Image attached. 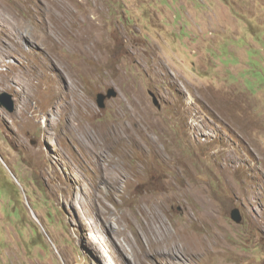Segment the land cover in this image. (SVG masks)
<instances>
[{"label":"rangeland","instance_id":"1","mask_svg":"<svg viewBox=\"0 0 264 264\" xmlns=\"http://www.w3.org/2000/svg\"><path fill=\"white\" fill-rule=\"evenodd\" d=\"M188 1L0 0V264H264V0Z\"/></svg>","mask_w":264,"mask_h":264},{"label":"bare ground","instance_id":"2","mask_svg":"<svg viewBox=\"0 0 264 264\" xmlns=\"http://www.w3.org/2000/svg\"><path fill=\"white\" fill-rule=\"evenodd\" d=\"M179 194L182 195L181 192H179ZM166 198L168 199L169 197L166 196ZM202 211L203 210L199 211V219H201L202 214L200 213H202ZM147 215H150V213L147 212ZM173 227L170 224H166V229L164 230L170 248H172L171 245L173 243L175 245L180 243L183 250L190 257H204L205 254L210 255V244L213 242L212 240L206 241V239L202 237L203 235L193 232L187 225H173ZM118 233L124 234L120 229L118 230ZM157 244H159V242H157Z\"/></svg>","mask_w":264,"mask_h":264},{"label":"crops","instance_id":"3","mask_svg":"<svg viewBox=\"0 0 264 264\" xmlns=\"http://www.w3.org/2000/svg\"><path fill=\"white\" fill-rule=\"evenodd\" d=\"M199 2L203 3V2H206V0H197V2H195V4H197ZM187 6L191 8V9H189L190 11L185 10V8L183 7L182 2L180 4V0H175L174 9L175 10L176 9L180 10V15H181L182 19L188 20L189 19L188 18L189 12H191L194 15H196V14L199 15V19L195 20V22L197 23V27L193 29L197 33H200L202 30L211 32V30H213V29L216 30L218 27H222L221 26V18L222 17H220L219 13L212 14L210 19H208L206 17V15L208 14V12L210 10L208 8H206L205 6L197 5L199 9L193 10V11H191L193 8L190 5L187 4ZM205 12H207V13H205ZM199 21H200V23H199ZM195 22H193V23L195 24ZM202 25H204V26L202 27Z\"/></svg>","mask_w":264,"mask_h":264},{"label":"water","instance_id":"4","mask_svg":"<svg viewBox=\"0 0 264 264\" xmlns=\"http://www.w3.org/2000/svg\"><path fill=\"white\" fill-rule=\"evenodd\" d=\"M154 97L155 103H158V98L154 93H151ZM118 96V91L114 88H110L106 93L100 92L97 96V103L100 108H105L107 100ZM0 106L6 108L8 111L13 112L16 108V102L13 94L8 91L0 92ZM231 217L237 223H242L243 216L238 207L234 208L231 213Z\"/></svg>","mask_w":264,"mask_h":264}]
</instances>
